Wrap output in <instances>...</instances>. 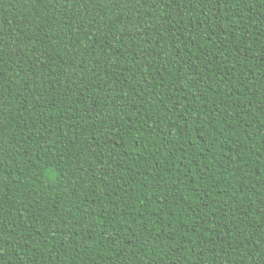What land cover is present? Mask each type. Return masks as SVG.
Here are the masks:
<instances>
[{"label": "trees", "instance_id": "obj_1", "mask_svg": "<svg viewBox=\"0 0 264 264\" xmlns=\"http://www.w3.org/2000/svg\"><path fill=\"white\" fill-rule=\"evenodd\" d=\"M0 264H264V0H0Z\"/></svg>", "mask_w": 264, "mask_h": 264}]
</instances>
